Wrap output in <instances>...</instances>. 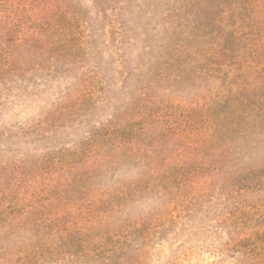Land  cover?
Returning a JSON list of instances; mask_svg holds the SVG:
<instances>
[{
  "label": "rangeland",
  "instance_id": "rangeland-1",
  "mask_svg": "<svg viewBox=\"0 0 264 264\" xmlns=\"http://www.w3.org/2000/svg\"><path fill=\"white\" fill-rule=\"evenodd\" d=\"M183 2L0 0V264H264V46Z\"/></svg>",
  "mask_w": 264,
  "mask_h": 264
},
{
  "label": "trees",
  "instance_id": "trees-1",
  "mask_svg": "<svg viewBox=\"0 0 264 264\" xmlns=\"http://www.w3.org/2000/svg\"><path fill=\"white\" fill-rule=\"evenodd\" d=\"M185 2H183V6L181 10H186V8L184 9V5L186 7H189L191 5L194 4L195 0H184ZM219 3L216 5L217 8H219L222 11H224V14H222L223 12H221L220 17H224V18H232V22L231 23H227V25L224 26V31L222 32V34L220 35V40L217 42V44H215L216 46H212L213 48H210V50H203L204 48H200V50H196L194 51L199 44L196 43L193 46H186L185 47V42L182 43L177 42L176 44L177 46V50L179 52V56L180 58H178V62L180 61V59H182L180 54L182 55H189L187 56V61L186 62V66L188 65H192V64H196L198 66V63H200L201 61H209L210 60V69H211V73L213 74L215 71L217 72L218 69H216V67L218 66H223L225 64H227V59H228V53L229 51H231L232 47L230 48L229 45H226L225 39L224 37L228 34L230 36H232V40L238 41L240 40V36L243 32V30L248 29L247 30V36H249L247 38V40L244 42L245 44L242 46L241 50L239 49V51L242 53L244 52L246 54L247 51H253L255 52V54L259 53V48L262 45V48L264 46L263 41L261 38H259L261 44L259 42H255L256 40H252L250 41V37L251 36H264V0H231L233 1V4L230 6L229 4H227L226 0H218ZM184 15L188 16V22H190L193 26H195L194 28L191 29H197L198 27H205V24H202V21L200 20V25H198L199 21L197 19V16H192L193 14H189L187 15L184 11ZM200 16L203 17L204 14L201 12ZM249 19V23L244 25L245 20ZM205 20V18L203 19V21ZM196 22H198L196 24ZM221 23H223L222 20H220ZM188 30V34L190 35V33L192 32V30ZM226 32V33H225ZM225 33V34H224ZM203 40V42H202ZM201 42L204 44L206 41L205 39H201ZM259 43V44H258ZM236 45L237 42H236ZM207 47V46H205ZM191 51V53H190ZM186 53V54H185ZM198 72H197V78H199L200 74H205V72L207 71L204 67H198ZM259 108L258 110L255 111L254 113V117L258 118L259 117ZM261 111V110H260ZM188 115H190V111L188 112ZM189 117V116H188ZM228 143V142H227ZM226 145V143L224 144ZM229 147V146H227Z\"/></svg>",
  "mask_w": 264,
  "mask_h": 264
}]
</instances>
